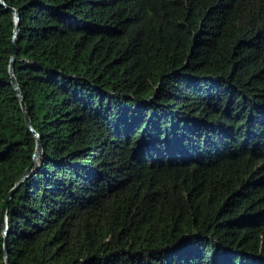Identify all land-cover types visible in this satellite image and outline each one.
Returning <instances> with one entry per match:
<instances>
[{
  "label": "trees",
  "instance_id": "16d2710c",
  "mask_svg": "<svg viewBox=\"0 0 264 264\" xmlns=\"http://www.w3.org/2000/svg\"><path fill=\"white\" fill-rule=\"evenodd\" d=\"M15 75L41 162L33 160ZM264 264V0H0V264Z\"/></svg>",
  "mask_w": 264,
  "mask_h": 264
},
{
  "label": "water",
  "instance_id": "95a60500",
  "mask_svg": "<svg viewBox=\"0 0 264 264\" xmlns=\"http://www.w3.org/2000/svg\"><path fill=\"white\" fill-rule=\"evenodd\" d=\"M4 3V0H3ZM14 15H15V28H14V35H13V51H12V55H11V61H10V66H9V72H10V76H11V82L12 85L16 91V94L20 100V104H21V108L23 110L24 113V117H25V122L27 127L35 134V137L37 139L36 141V149L34 151L33 154V160L30 163V165L26 168V170L24 171V173L20 176V178L18 179V181L16 182L15 186L10 190V192L8 193V196L6 198L5 204L2 208L1 211V223H2V228H3V232L4 235L6 236L8 234V207H9V201L13 195V193L16 191V189L28 178L30 177V175L33 172V169L35 167L36 164H39L41 162V156L43 153V143H42V139L40 137V135L34 130L29 114H28V109L24 100V96L22 93V90L20 88V85L18 83V80L16 78L15 75V68H14V64H15V59H16V54H17V48H16V40H17V36L19 33V22H20V14L18 13L17 10H14ZM4 257H5V263L6 264H10L9 262V258H8V252H7V244L6 242L4 243Z\"/></svg>",
  "mask_w": 264,
  "mask_h": 264
}]
</instances>
